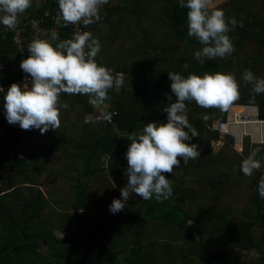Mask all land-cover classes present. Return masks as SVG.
<instances>
[{
	"label": "trees",
	"instance_id": "16d2710c",
	"mask_svg": "<svg viewBox=\"0 0 264 264\" xmlns=\"http://www.w3.org/2000/svg\"><path fill=\"white\" fill-rule=\"evenodd\" d=\"M34 1L32 0L31 7L27 9L30 17H35L45 10L59 8L58 0H44L41 6L32 8ZM154 2L163 3V13L165 14L163 22L170 21L179 33L178 38L184 37L187 9L180 6L179 0H133L129 7L119 4L106 6L101 10V19L86 28L87 30L98 28L107 20L111 24L115 22L117 24L116 28L108 34L96 59L103 65L128 72L132 77L129 83L134 77L141 76L140 81H137L134 88H125L118 92L113 87L108 92L110 99L106 102H110L111 105H109L116 111L117 129L114 124L102 118L95 123H86L82 120H66L64 118L66 113H69L71 109H75L78 103L82 104V109L85 112L92 111L93 107L88 103V97L76 94L74 99L60 96L61 103L66 102L69 107L67 109L61 108V124L57 131L50 129L47 133L41 134L39 129L23 130L18 124L11 125L8 123L3 107L4 95L0 97V110H4L3 115H0V127L3 130L0 135V161L2 166V168L0 166V171L7 175L10 191L15 190L18 185L28 182L33 192L32 195L26 198V201L17 198L5 201L3 196H0V226L5 232V238L7 237L5 242H0V264H17V260L24 258L26 255H29L28 261L32 263H36L35 258L42 257L38 264H53V259H57L60 264L175 263L173 257L170 259L167 255L169 254L167 245L161 248V253L157 256L154 253L158 252V249H153L156 242L150 241L145 244L141 242V236L144 234L146 225L154 218L161 220V214H170L168 221L178 223L181 226L186 223L187 227L192 229L190 217L178 220L172 204L159 205L153 209L148 208L147 213L139 212L135 216L132 217L131 215L127 218L125 226L132 227L134 240L129 242V246H125L130 252L125 256L126 262L121 263L115 260L97 262V258L94 257L86 260V262H81L82 251L61 246L62 239L55 237L50 230L33 228L34 220L40 216L47 201L43 192L39 188H34V185L38 183L37 178L50 172L49 167L40 162L41 158L51 156L58 158V162L62 167L59 173L62 172L64 176L63 182L61 180L59 183L64 185V182L69 181V184L72 185V207L73 211L77 213L82 205L87 204L89 181L95 173H106L112 177L126 175L125 169L128 161L125 154L130 144L127 135L132 131H141L148 122H163L167 117V113L163 111V108L169 103L167 94L171 93V81L168 72H178L184 76L193 72L202 75L206 71L217 72L219 67L226 63L225 60L228 56L223 59H206L204 64H200L199 61L194 59L193 54L179 55L178 43L171 44V46L160 43L156 36V32L161 27L160 21L151 19V8ZM241 10L244 12L243 16L238 14L231 17L235 18L237 24L228 33L234 49H238L242 41L250 39L259 45V54H262L264 49V1L256 12L242 8ZM112 16L114 19H111ZM121 28L123 29L121 30ZM119 31L125 34V38L120 45H116V36ZM56 33L60 40L72 37L69 25L64 23L58 24ZM47 37H50V34ZM15 51L16 47L11 35L8 33L5 36H0V61L5 65V70L1 76L2 81L19 76L17 73L12 75L6 73V68H8L7 58L1 54ZM256 58L257 56L252 57V60L255 61ZM185 63L188 64L186 69L183 67ZM120 64L123 65L120 66ZM174 101L175 97H173L172 102ZM250 101V104L258 106L259 118L264 120V99L258 102L255 99ZM186 106L189 123L196 128L200 135L204 127L203 118L198 115L200 106L195 101H186ZM211 109L221 120L226 119L227 111H221L218 108ZM102 123H105V129H102ZM210 133L213 138H219L217 131L210 130ZM5 134L13 137V140L6 138ZM198 136L193 137L189 143H195ZM256 148L264 151V144H251L249 140H245L243 151L238 154L239 159L242 160L251 150ZM105 154L108 155L107 167L93 164L95 159ZM204 156L212 161L217 158V155L211 151L204 154ZM257 159L262 160L260 152ZM192 161L188 162L185 170ZM75 162H77L80 171L77 176L67 172L77 167ZM214 180L212 179V184ZM220 189L222 190V187ZM256 189L257 193L254 195V200L258 210L252 219L244 220L233 228H230V223L222 214L220 220L222 219L231 231L243 238L246 247H251L259 254L264 255L263 248L254 236V231L258 229L260 230V238L264 240V199H261L258 194V184ZM213 205L201 209L196 216L191 217L196 222V233L198 235L196 246L192 244L191 248L194 247L201 255L202 260L199 264H237L236 259L231 254H225L223 251L212 252L210 244L204 238L203 224L207 215L210 216L215 213ZM29 228L31 231L28 230ZM45 240L50 246L48 255H42L39 251V244H43ZM179 254L182 260H187L188 257L184 249L179 251ZM166 256L170 261H165L164 257ZM257 264H264V259Z\"/></svg>",
	"mask_w": 264,
	"mask_h": 264
},
{
	"label": "rangeland",
	"instance_id": "374dc122",
	"mask_svg": "<svg viewBox=\"0 0 264 264\" xmlns=\"http://www.w3.org/2000/svg\"><path fill=\"white\" fill-rule=\"evenodd\" d=\"M263 1L224 0L218 8L225 12L226 17L231 18L238 14L243 16L244 12L241 8L256 12ZM43 2L44 0H35L32 8L41 6ZM26 12L29 13L28 10ZM24 13L20 15L19 20ZM108 23V25L107 23L101 24L103 25L102 27L100 26L101 28H90L88 31H93V37L98 39L106 36V34L108 37V34L117 26L115 22H112V24ZM98 32H101V34ZM4 33H7V28L0 24V35ZM124 36L123 32H118L115 41L116 45H120L123 42ZM173 37L168 32L160 35V39L163 42L171 41L172 43ZM190 40L187 47L179 51V55H194L195 51L202 47L199 41L194 42V37H191ZM241 43L238 49H234L228 55L225 60L226 63H223L224 65H221L217 71L235 73L237 80L240 81V98L233 105L241 104L247 106L236 105L232 108V111L246 112L249 115L251 112H255L256 109L254 121L262 124L257 126L253 122L252 126H255L254 129L250 132H244V128L241 132L236 133L237 140L235 134H232L226 137L223 144L214 145L212 141L217 138H213L207 128V124L215 120H221V118L215 114L213 109L200 107L198 115L203 118L204 127L198 139L195 140V144L199 145L200 156L193 160L186 170L185 166L191 159L185 164L181 158L180 166L174 168L172 174H166V178L171 181L173 195L163 202H157L155 197L151 200H144L133 194L126 202L124 209L116 214L110 212V205L113 199L122 198L120 190L126 185L127 176L112 178L106 173H95L89 181L87 204L85 206L82 205L76 213L72 207V185L69 184V181L64 182V185L59 183L61 180L63 182V173H53L51 175L45 173L47 177L44 179L43 177H38V183L34 185L35 189L39 188L43 192L47 201L40 216L34 220L33 228L50 230L55 237L62 239L61 246L82 251L81 262H86V260L94 257L97 258V262L115 260L121 263L125 261V256L130 252L125 246H129V242L134 240L132 227L125 226L127 218L131 215L133 217L139 212L147 213L148 208L153 209L159 205L172 204L178 220L190 217L192 229L188 228L186 223L181 226L178 223L168 221L170 214H161V220L154 218L146 225L144 234L141 236V242L144 244L150 241L156 242L153 249H158V252L154 253L157 256L161 253V248L167 245L169 254H166L170 259L173 257L174 264H199L202 257L194 247L191 248L192 244L196 246L198 242L196 222L191 217L196 216L201 209H206L214 204L215 213L210 216L207 215L203 224L204 238L210 244L212 252L223 251L225 254H231L236 259L237 264H257L261 262L264 259V255L260 254L259 259H254L251 256L254 249L246 247L243 238L230 229L238 226L244 220L252 219L257 213L258 206L254 200V195L257 193L256 187L259 184L260 177L264 175V151L260 150L261 167L254 171L252 176H246L241 171L242 160L238 157V154L243 151L245 140H249L251 144H264V142L252 141V139L264 141V121L257 118V105L250 104L253 95L251 85L245 86L242 80V74L247 69H251L257 77H264V49L263 53L259 54V45L250 39H246ZM255 56L257 58L253 61L252 57ZM122 65L120 64V66ZM125 73L127 78L126 89L134 88L137 85V81H140L141 76L134 77L129 83L132 77L128 72ZM68 96L72 97L69 94ZM263 99L264 94H255L256 102ZM105 104L111 105L110 102H105ZM77 107L76 113H69L64 118L85 122L88 113L93 114L98 111L92 108L91 112L86 113L82 109L81 103H78ZM3 112L4 110L1 109V116ZM228 113L229 110H227V116ZM205 116L208 117L207 120L204 119ZM163 122H167V117ZM103 128H106L105 123H102ZM115 128L117 129L116 125ZM245 134H251V136ZM5 135L9 140H13V137ZM242 138L243 141H241ZM201 140L203 141L201 142ZM209 151L217 155L216 160L212 161L204 156ZM40 162L48 167L53 164L54 168L59 164L56 156L41 158ZM105 162L108 163L107 155L95 159L93 164L104 166ZM75 165H78L77 162H75ZM67 172L73 176L80 174L78 166ZM0 178V196H3L5 201L13 198L26 201V198L33 193L28 182L20 184L15 190L10 191L11 189H8L7 175L0 171ZM212 179H215L213 184ZM220 187H222V190ZM4 193L6 194L3 195ZM221 214L230 223V228L225 225L222 219L220 220ZM28 230L31 231L30 228ZM254 236L264 250V240L260 238V230L256 229ZM6 238L3 228L0 226V242H5ZM182 249L186 251L187 260H182L180 257L179 251ZM39 251L42 255L50 253V246L46 240L43 244H39ZM168 256L164 257L165 261H170V259H167ZM28 257L29 255H26L24 258L18 259L17 264H38L42 259V257L35 258L36 263H32L28 261ZM53 264H60V262L57 259H53Z\"/></svg>",
	"mask_w": 264,
	"mask_h": 264
},
{
	"label": "clouds",
	"instance_id": "9594fccd",
	"mask_svg": "<svg viewBox=\"0 0 264 264\" xmlns=\"http://www.w3.org/2000/svg\"><path fill=\"white\" fill-rule=\"evenodd\" d=\"M108 2L58 0L57 22L62 19L65 25L82 23L87 28L101 19V10ZM31 3L32 0H0V24L15 29L20 15L31 7ZM179 3L187 9L188 35L202 45L195 51L194 59L204 64L206 59H223L234 51L228 33L237 24L235 18L226 17L222 9L213 6V0H179ZM27 48L30 55L21 61L20 68L28 75L22 86L12 83L3 98L9 124H18L23 130L39 129L41 134L50 129L57 131L61 124L60 110L69 107L66 102L61 103V93L87 96L93 109L100 110V117L111 122L115 113L107 111L105 102L110 99L109 90L122 85L123 74H113L97 61L101 42L91 31L78 29L71 38L64 40L53 32L50 37L34 38ZM183 67L188 68V64ZM168 73L171 93L167 94L169 103L163 108L167 122H148L141 131L127 135L130 141L125 154L127 183L120 190L122 198L113 199L110 205L112 214L122 211L133 194L144 200L155 197L157 202L169 199L173 188L166 174H172L174 168L180 166L181 158L186 164L200 156L199 145L189 143L199 133L189 123L186 101H195L202 108L227 111L240 98L241 84L235 73L206 71L202 75L193 72L187 76ZM242 80L245 86L251 85L252 100L255 94H264V77H257L247 69ZM3 91L0 87V92ZM97 119L93 113L86 116L85 122L95 123ZM259 152L256 148L243 157L241 171L246 176H252L260 169ZM104 166H108L107 162ZM258 194L264 199V175L259 180ZM251 256L259 259L260 254L253 250Z\"/></svg>",
	"mask_w": 264,
	"mask_h": 264
},
{
	"label": "built area",
	"instance_id": "2783aa9c",
	"mask_svg": "<svg viewBox=\"0 0 264 264\" xmlns=\"http://www.w3.org/2000/svg\"><path fill=\"white\" fill-rule=\"evenodd\" d=\"M119 1L120 0H109L108 4L104 5L103 7L116 4ZM58 19H59V8H57L55 10H45L43 13H41L35 17H30L27 14L26 16L22 17L19 20L15 29H7L6 34L9 33L11 35V39L14 42V45L16 47L15 52L18 56L20 64H21V61L23 59L27 58L30 55V52H29L27 47H28L29 43L34 38H36V37L46 38L48 36V34L51 35L53 32L56 33L58 31V24L64 23V21L62 19H60L59 23H58L57 22ZM69 27H70V32L72 35L78 29L81 31H88L83 26L82 23L78 24V25L69 24ZM106 67L111 69L113 74H115V73H122L123 74L122 85L118 89L114 86V89H115V91H118V92L124 90L126 88V84H127L126 73L123 70L115 69L111 66H106ZM4 70H5V65L2 61H0V87H2L4 90L3 92H0V97L6 94L8 88L11 86L12 83H14V82L20 83L22 86L24 79H25V76L28 75V74L24 73L23 70L19 66L18 72H17V74H19L18 77L13 78V79H8L7 81H2L1 76H2V73ZM30 79L31 78L29 77V81H30ZM231 108H232V106L229 108V113H228V116L226 117V119L215 120V121H212L211 123L207 124V128L209 130H215L219 133V138L212 141V144H214V145L215 144L216 145L223 144L227 136L234 134L233 131L231 130V125L233 123V118H234L233 115H231V112H232ZM106 109L109 112L115 113V115H113L110 123L116 125V122H115L116 111L114 109H112L110 105H107V104H106ZM95 115L98 118L97 120L101 119L100 110L96 111ZM257 116L259 117V112H258ZM248 117L251 118V115H249ZM261 121H264V120L261 119ZM2 133H3V130L0 127V135ZM252 141H253V139H252ZM0 182H1V178H0Z\"/></svg>",
	"mask_w": 264,
	"mask_h": 264
},
{
	"label": "crops",
	"instance_id": "0c3cea01",
	"mask_svg": "<svg viewBox=\"0 0 264 264\" xmlns=\"http://www.w3.org/2000/svg\"><path fill=\"white\" fill-rule=\"evenodd\" d=\"M149 1H151V0H149ZM132 2H133V0H120L118 3H116V4H119V5H121V6H123V5H126L127 7H129L131 4H132ZM153 2V1H152ZM224 2V0H213V6L214 7H216V8H218L222 3ZM126 3V4H125ZM114 5V4H113ZM163 3H161V2H154V5L152 6V8H151V10H152V16H151V19L152 20H154V21H156V20H159L160 21V28L158 29V31L156 32L157 33V40L160 42V43H162V44H164V45H169V46H171V44H176V43H178V45H179V51L180 50H182V49H185V47H187V45L189 44V42L191 41L190 39H191V36H189L188 35V26H187V22L186 23H184V32H185V34H184V37H182V38H178L179 37V33H178V31L174 28V26L172 25V23L169 21V22H163L164 21V19H165V14L163 13ZM103 8H105V7H103ZM27 14H29L28 12H26L25 11V13H24V15H22V17H24V16H26ZM21 17V18H22ZM20 18V19H21ZM111 19H114L113 18V16L111 17ZM109 21L107 20V21H105L104 23H103V25L104 24H106L107 23V25L109 24L108 23ZM103 25H100L101 27L103 26ZM99 26V28H101ZM93 32V31H92ZM164 32H168V33H170V35H173L174 37H173V39H172V43H171V41H169V42H163V41H161V39H160V35L162 34V33H164ZM94 33H95V31H94ZM99 34H101V32H98ZM109 33V32H108ZM5 34L6 33H4V34H2V35H0V36H5ZM51 36V35H50ZM107 38V34H106V36H103L102 38H100L99 37V40H100V42H101V47H102V44H103V42L105 41V39ZM194 41V40H193ZM194 42H198V40L197 39H195V41ZM178 51V52H179ZM1 54H3V56H5L6 58H7V65H8V68H6V73L7 74H10V75H12V74H16L17 72H18V68H19V66H20V62H19V59H18V56H17V54H16V52H12V53H1ZM61 96L62 97H64V98H70V96H68V94H66V93H61ZM74 97H75V95H72V97L71 98H73L74 99ZM76 110H78V107H76L75 109H71V111L69 112V113H76L77 111ZM69 113H66V115H68ZM86 113H88V112H86ZM65 115V116H66ZM88 115H89V113H88ZM66 120H69V119H67V118H65ZM71 121H75V120H71ZM105 155H107V154H105ZM108 156V155H107ZM57 160H58V158H56ZM108 164V163H107ZM49 169H50V172L47 174V175H51V174H53V173H55V174H60L59 173V171L60 170H62V167H61V164H58L55 168H54V165L52 164V165H50V167H49ZM53 169H54V171H53ZM118 176H121V175H117V176H110V177H112V178H114V177H118ZM126 175H124V176H121V177H125ZM47 176H43V179L44 178H46Z\"/></svg>",
	"mask_w": 264,
	"mask_h": 264
},
{
	"label": "bare ground",
	"instance_id": "6f19581e",
	"mask_svg": "<svg viewBox=\"0 0 264 264\" xmlns=\"http://www.w3.org/2000/svg\"><path fill=\"white\" fill-rule=\"evenodd\" d=\"M236 105H241V104H234V105H232V108H234ZM243 106H247V105H241V107H243ZM248 106H254V105H248ZM257 114H258V108H257ZM231 115H233V117H234L233 118V123L231 125V130L235 134L236 138H237V134L236 133L241 132L242 130H244V128H245V131L244 132H250V131H252V129H254V127H255V126H252V123L253 122L257 126L260 125V124H262L261 122L254 121L255 120V117H256V109H255V112H251L249 114V115H251V118L248 117L249 115H247L246 112H240V111H238V112H233L232 111L231 112ZM257 118L260 119L258 116H257ZM245 135L251 136V134H245ZM255 142H264V141H255Z\"/></svg>",
	"mask_w": 264,
	"mask_h": 264
},
{
	"label": "water",
	"instance_id": "95a60500",
	"mask_svg": "<svg viewBox=\"0 0 264 264\" xmlns=\"http://www.w3.org/2000/svg\"><path fill=\"white\" fill-rule=\"evenodd\" d=\"M254 106H256V105H254ZM257 108H258V106H256ZM236 140H237V138H236ZM241 141H243V138L241 139ZM254 141V140H253ZM255 142V141H254ZM0 166H1V161H0ZM1 168H2V166H1ZM191 221V220H190Z\"/></svg>",
	"mask_w": 264,
	"mask_h": 264
}]
</instances>
